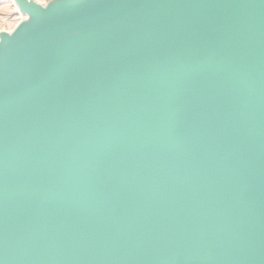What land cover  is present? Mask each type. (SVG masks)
I'll use <instances>...</instances> for the list:
<instances>
[{
    "label": "water",
    "instance_id": "obj_1",
    "mask_svg": "<svg viewBox=\"0 0 264 264\" xmlns=\"http://www.w3.org/2000/svg\"><path fill=\"white\" fill-rule=\"evenodd\" d=\"M17 6L0 264H264V0Z\"/></svg>",
    "mask_w": 264,
    "mask_h": 264
},
{
    "label": "rangeland",
    "instance_id": "obj_2",
    "mask_svg": "<svg viewBox=\"0 0 264 264\" xmlns=\"http://www.w3.org/2000/svg\"><path fill=\"white\" fill-rule=\"evenodd\" d=\"M42 7L53 5L59 0H25ZM26 17L18 10L17 0H0V34L11 33L18 24L26 21Z\"/></svg>",
    "mask_w": 264,
    "mask_h": 264
}]
</instances>
